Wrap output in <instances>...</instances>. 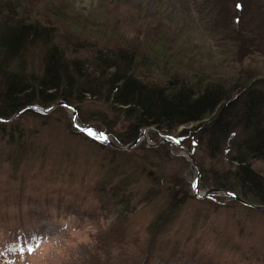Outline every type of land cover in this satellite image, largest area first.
<instances>
[{"label": "rangeland", "instance_id": "obj_1", "mask_svg": "<svg viewBox=\"0 0 264 264\" xmlns=\"http://www.w3.org/2000/svg\"><path fill=\"white\" fill-rule=\"evenodd\" d=\"M41 3L43 13L57 22L60 35L77 24L80 33L100 40L119 38L148 46L157 44L155 55L170 53L183 69L202 66L225 80L247 67L264 74V0ZM52 5L69 13L70 20L54 18L49 8ZM243 35L253 39L249 56H244L238 46ZM39 62L34 55L30 66H39ZM75 103L71 104L73 109L52 104L55 106L51 110L44 111L49 114L45 117L26 111L7 123L6 129L0 123V264H264V208L239 202L228 191L213 187L218 176L229 175L233 158L225 152L214 155L201 131L202 141L195 146L194 154L172 135L152 134L148 128L136 138L145 134L136 145L139 149L144 144L155 148L168 143L172 151L165 152L162 147L161 153L154 154L138 149L133 156L129 152L112 158L121 160L126 174L139 177L141 182L135 189L143 191L151 186L146 175L142 177V166H146L189 193L174 220L159 226L158 232L155 221L166 207V183L155 187L157 197L151 200L137 203L138 198L141 200L137 196L134 209L128 212L115 203H104L97 220L80 224L75 218H64L63 231L50 227L36 231L39 242L35 247L31 244L27 253L20 250V244L15 247L13 243L18 240H11L10 231L17 226L30 228L38 209L55 212L51 206L43 207L48 199H79L96 208L103 204L105 197L98 194L97 185L115 164H109L111 156L103 148L102 144L109 142L98 132L102 130L97 126L99 120L113 125L121 138L131 137L127 134L134 125L110 109L105 100L87 97ZM78 126L92 130L84 132ZM184 128L180 125L172 133ZM237 133L239 138L240 130ZM105 134L110 142L121 146L112 135ZM256 167L264 174V162L258 161Z\"/></svg>", "mask_w": 264, "mask_h": 264}, {"label": "trees", "instance_id": "obj_2", "mask_svg": "<svg viewBox=\"0 0 264 264\" xmlns=\"http://www.w3.org/2000/svg\"><path fill=\"white\" fill-rule=\"evenodd\" d=\"M41 2L43 0H0L2 128L6 129L7 123H12L26 111L39 117L49 115L25 109L12 121L2 119L11 118L28 106L44 109L58 101L76 105V101H85L87 97L103 99L110 104V109L134 125L127 134L131 137L121 138L112 129L113 125L108 126L104 120H99L97 126L112 135L120 145L132 144L144 129L150 128L152 134L172 135L194 154L195 146L202 141L201 131L208 138L214 155L225 152L233 158L229 175L218 176L213 187L264 206V174L256 167L258 161L264 162V74L247 67L225 80L202 66L183 69L170 53L155 55L157 44L148 46L119 38L100 40L85 32L80 33L77 24L70 32L60 35L57 22L43 13ZM49 8L58 21L70 20L69 13L61 11V7L52 5ZM223 30L225 34L229 29ZM252 41L244 35L238 40L244 56L252 54ZM34 55L40 60L39 66H30ZM58 108L64 109L62 105ZM180 125L185 128L173 134L172 131ZM13 126L16 128L15 124ZM237 130H240L239 138ZM102 145L111 160L129 152L133 156L140 148V145L130 149H120L108 143ZM162 147L165 152L172 151L168 143L155 148L144 144L139 150L155 154L161 153ZM113 161L115 167L112 171L108 169L106 178L97 185L98 194L105 197L99 208L88 207L83 200L62 196L59 201L48 199L43 207L51 206L56 213L48 208L38 209L33 215L38 217L31 220L30 228L14 227L10 231L13 233L11 240H18L14 246L22 245L20 250L27 253L33 247L31 244L35 247L39 242L36 237L39 229L50 227L54 231H63L65 225L61 219L69 217L80 224L88 219L97 220L98 210H103L107 203H115L128 212L131 207L134 209L133 201L137 196L141 198L137 203L151 200L157 197L155 187L166 183V207L155 221L158 227L155 232H158L159 226H166L174 220L179 207L190 197L188 192L183 193L163 178L164 174L148 170L146 166H142V177L146 175L151 186L143 191L140 187L135 189L141 182L139 177L126 174L124 167L120 166L121 160H112L109 164Z\"/></svg>", "mask_w": 264, "mask_h": 264}, {"label": "water", "instance_id": "obj_3", "mask_svg": "<svg viewBox=\"0 0 264 264\" xmlns=\"http://www.w3.org/2000/svg\"><path fill=\"white\" fill-rule=\"evenodd\" d=\"M64 105L65 107L67 106V107H69V108H72L73 109V106L71 105V104H69V103H64V102H62V101H58V102H56L55 103V105ZM55 105H52V106H50V107H48V108H44V109H39V108H37L36 106H28V107H26V108H22V110H20V111H17L14 115H12V117L11 118H3L4 120H6V121H11L13 118H15L16 116H18V115H20L21 113H22V111H24L25 109H34V110H37V111H39V112H43L44 113V111H49V110H51ZM74 113L77 115V111H75L74 110ZM91 129V127H88V128H81V130H83L84 132H88L89 130ZM100 134H103V132L100 130V131H98ZM142 137H145V134H143L142 135ZM142 137H139L138 139H136V140H134V142H133V144H130L129 146H119V145H117L116 143H114V142H109L111 145H113V146H115V147H117V148H120V149H122V148H133L134 146H136L139 142H140V140H141V138ZM190 154V153H189ZM190 156H191V154H190ZM212 191V190H211ZM211 191H209V192H211ZM227 192V191H226ZM227 193H229V192H227ZM232 197H234V198H236L238 201H240V202H245V203H249L251 206H253V207H257V208H264V206H260V205H254V204H252V203H250V202H248V201H245V200H243L242 198H240L238 195H236V194H232Z\"/></svg>", "mask_w": 264, "mask_h": 264}, {"label": "snow or ice", "instance_id": "obj_4", "mask_svg": "<svg viewBox=\"0 0 264 264\" xmlns=\"http://www.w3.org/2000/svg\"><path fill=\"white\" fill-rule=\"evenodd\" d=\"M237 7L239 8L240 6H239V5H237Z\"/></svg>", "mask_w": 264, "mask_h": 264}]
</instances>
